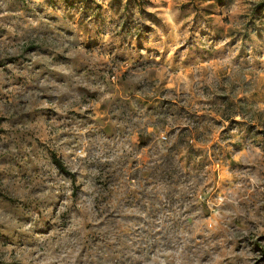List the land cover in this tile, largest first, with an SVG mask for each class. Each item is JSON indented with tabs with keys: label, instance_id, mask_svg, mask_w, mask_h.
<instances>
[{
	"label": "rangeland",
	"instance_id": "obj_1",
	"mask_svg": "<svg viewBox=\"0 0 264 264\" xmlns=\"http://www.w3.org/2000/svg\"><path fill=\"white\" fill-rule=\"evenodd\" d=\"M0 264H264V0H0Z\"/></svg>",
	"mask_w": 264,
	"mask_h": 264
},
{
	"label": "built area",
	"instance_id": "obj_2",
	"mask_svg": "<svg viewBox=\"0 0 264 264\" xmlns=\"http://www.w3.org/2000/svg\"><path fill=\"white\" fill-rule=\"evenodd\" d=\"M164 139H166V138H164Z\"/></svg>",
	"mask_w": 264,
	"mask_h": 264
},
{
	"label": "trees",
	"instance_id": "obj_3",
	"mask_svg": "<svg viewBox=\"0 0 264 264\" xmlns=\"http://www.w3.org/2000/svg\"><path fill=\"white\" fill-rule=\"evenodd\" d=\"M60 167H62V166H60Z\"/></svg>",
	"mask_w": 264,
	"mask_h": 264
}]
</instances>
